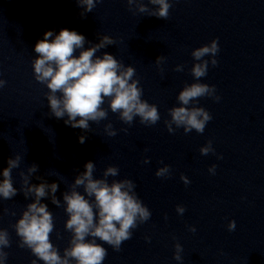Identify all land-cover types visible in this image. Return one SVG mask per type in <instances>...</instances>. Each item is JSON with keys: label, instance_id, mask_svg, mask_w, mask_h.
Wrapping results in <instances>:
<instances>
[{"label": "clouds", "instance_id": "9594fccd", "mask_svg": "<svg viewBox=\"0 0 264 264\" xmlns=\"http://www.w3.org/2000/svg\"><path fill=\"white\" fill-rule=\"evenodd\" d=\"M98 2L100 0H77L78 6L83 8L81 17L92 12ZM148 3L158 7L150 9L143 0H127L130 11L134 6L139 13H147L148 16L164 20L168 18L169 9L172 7L169 0H148ZM53 36L54 33L50 30L44 33V38L35 44L34 51L38 57L32 61L35 80L46 85L49 90L46 98L51 115L57 119L67 116L65 125L89 131L90 121L99 123L107 119L108 110L102 107L107 99L111 112L118 113L119 119L125 124L131 125L136 117L145 126L157 124L161 119L160 113L155 104L141 98L143 89L139 86L140 81L134 79L135 68L125 66L107 52L102 56L96 55L101 49L116 43L112 37L104 35L100 37L99 43L85 49V43L91 42L86 41L85 36L76 31L65 28L50 39ZM78 49L80 52L77 56L75 53ZM218 52V39L192 51L194 60L199 61L191 69L196 82L185 85L177 97L180 106L168 110L171 119L166 120L165 125L169 133L175 132V125L176 128L183 127L185 133L194 129L202 134L206 124L212 119L203 107L189 105L205 96L212 97L217 102L220 100L215 95L214 85L199 82L201 77L207 75L209 63L212 66L217 65L215 57ZM206 56L211 57V60L203 59ZM164 60V56H159L155 62L159 66ZM175 70L183 71V66L177 65ZM5 84L6 81L0 79V88ZM122 131L127 132V129ZM105 132L108 136L117 134L111 123L105 125ZM85 139V136L78 138L80 143H84ZM200 152L202 155L214 152L212 142L208 141L206 146L201 147ZM21 159L20 155L9 158L8 166L2 171L0 198L4 200H10L18 193V189L13 186L12 172L20 167ZM144 163H149V160L146 158ZM215 167H210L209 172L214 173ZM84 168L85 171L75 177L69 190L62 193L63 206L68 215L65 229L72 233L69 246L64 249L63 255L50 240V234L54 230L53 214L48 205L41 202L44 198H50L53 205L60 207L61 200L56 196L59 184H49L39 176L36 178L41 183L31 184L32 175L38 171L35 163L28 167L27 173H19L22 180L19 191L23 192L26 199L33 196L34 200L27 204L12 227L20 238L18 247L30 249L44 264H103L107 249L97 243V239L110 245L114 251H120L122 243L132 238V230L151 217L150 210L137 197L133 181L123 179L108 182V177L119 174L118 167L108 166L103 172V178H94V162H86ZM169 174V165L159 168L155 173L157 177ZM181 180L185 185L190 183L184 175H181ZM81 187L83 194L78 191ZM176 211L182 215L185 208L178 205ZM11 214L15 215L14 212ZM227 227L229 231H234L236 222L230 221ZM190 230L196 231L195 227ZM9 247V233L6 229H0V264H6L9 253L5 249ZM182 251V246L177 243L175 260H182ZM32 264H37V260H33Z\"/></svg>", "mask_w": 264, "mask_h": 264}]
</instances>
